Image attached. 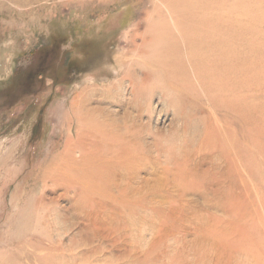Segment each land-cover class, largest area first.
<instances>
[{
  "label": "rangeland",
  "instance_id": "1",
  "mask_svg": "<svg viewBox=\"0 0 264 264\" xmlns=\"http://www.w3.org/2000/svg\"><path fill=\"white\" fill-rule=\"evenodd\" d=\"M171 1L0 0V263L264 264V0L221 4L245 132Z\"/></svg>",
  "mask_w": 264,
  "mask_h": 264
},
{
  "label": "bare ground",
  "instance_id": "2",
  "mask_svg": "<svg viewBox=\"0 0 264 264\" xmlns=\"http://www.w3.org/2000/svg\"><path fill=\"white\" fill-rule=\"evenodd\" d=\"M16 1L22 2V0ZM222 3V0H196L195 3L172 2L168 4V12L173 19L172 21L175 29L186 43L190 57L193 59L194 66L203 62L215 70L216 65L224 64L225 71L233 73V82L241 85L237 91L232 90V92L228 94V97L222 101V104L225 103L228 110L235 112L234 114H228L229 120L237 124L238 130L245 132L243 127L244 122L238 114H241L243 108L247 107V105L243 103L240 91L243 87L242 83L245 81V62L247 61L246 52L245 50L242 51V49L248 46L249 40L244 47H242V44L237 46V40L245 27H243L238 20L232 19L234 21H231V18L229 19V13L226 14L222 11ZM236 12L239 13V11ZM230 22L234 24L232 29L229 28ZM259 35L262 36V33ZM261 41L264 40L262 39ZM262 46H264L263 43ZM200 53H205L207 59L199 61L194 58ZM255 131L257 130L255 129ZM260 132V134H264L262 133L264 129L263 131L260 130ZM242 137L248 143L249 139L246 138L245 135ZM38 247V244L33 245L32 251L34 254L32 257L28 258L24 257L23 253L19 252L6 253L3 256V262L0 264H50L49 256H39L37 250L43 248Z\"/></svg>",
  "mask_w": 264,
  "mask_h": 264
}]
</instances>
